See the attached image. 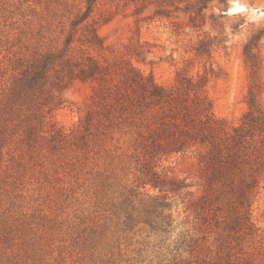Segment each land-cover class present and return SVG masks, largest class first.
Wrapping results in <instances>:
<instances>
[{
    "label": "rangeland",
    "instance_id": "rangeland-1",
    "mask_svg": "<svg viewBox=\"0 0 264 264\" xmlns=\"http://www.w3.org/2000/svg\"><path fill=\"white\" fill-rule=\"evenodd\" d=\"M56 3L0 0V264H187L197 251L207 252L201 237H212L195 222L190 205L202 194L194 157L172 155L159 161V170L164 167L189 184L179 195L168 194L163 212L171 224L162 231L146 220L144 211L147 196L160 195L157 190L139 186L132 202L126 200L140 174L128 156L129 136L114 131L81 145L79 118L91 83L75 82L63 89L66 101L46 114L43 125L34 122L33 136L27 137L33 117L26 102L11 105L12 81L18 57L56 36L52 15L63 12ZM130 10L120 8L98 25L105 47L93 53L101 60H129L166 85L173 83L178 69L192 75L206 70L205 90L214 114L237 123L247 110L243 45L264 29V0H212L200 28L185 26L182 13L177 14L178 29L167 18L135 23ZM200 38L212 43L210 58L195 59L192 48ZM258 45L264 81V34ZM135 48L141 53H129ZM262 88L264 110V84ZM251 212L262 238L245 245L250 251L258 247L254 255L264 258V187L255 195ZM197 237L199 244L190 253L183 241Z\"/></svg>",
    "mask_w": 264,
    "mask_h": 264
},
{
    "label": "trees",
    "instance_id": "trees-1",
    "mask_svg": "<svg viewBox=\"0 0 264 264\" xmlns=\"http://www.w3.org/2000/svg\"><path fill=\"white\" fill-rule=\"evenodd\" d=\"M56 1L63 7L62 13L54 11L52 15V20H57L56 36L31 54L18 57L12 81L11 105L26 102L33 117L27 137L33 136L34 122L43 125L46 114L66 101L61 96L63 89L75 82L91 83L79 118L81 145L103 140L114 131L129 136L128 156L140 174L126 200L132 202L134 192L140 193L135 191L139 186L157 190L160 195H148L144 207L146 220L156 228L166 231L170 227L171 220L163 212L168 194L179 195L189 186L164 167L159 170V161L172 155L195 158L202 194L190 205L195 222L205 226L212 237H201L207 252L197 251L187 264H264V258L253 253L260 251L258 247L250 251L245 245L262 238L251 204L264 187V110L260 100L264 81L258 45L264 29L253 33L243 45L249 78L247 110L234 123L214 114L205 90L209 80L206 70L192 75L187 69H178L173 83L166 85L129 60H101L93 53L105 47L98 25L111 20L120 8H131L128 14L135 23L167 18L178 29L181 22L176 18L182 13L187 16L185 26L200 28L212 0H49ZM211 46L200 38L192 48L195 59L210 58ZM131 52L141 53L137 48ZM198 240L190 238L183 243H188L193 253Z\"/></svg>",
    "mask_w": 264,
    "mask_h": 264
},
{
    "label": "bare ground",
    "instance_id": "bare-ground-1",
    "mask_svg": "<svg viewBox=\"0 0 264 264\" xmlns=\"http://www.w3.org/2000/svg\"><path fill=\"white\" fill-rule=\"evenodd\" d=\"M238 7H239V5L236 4V7L235 8H238Z\"/></svg>",
    "mask_w": 264,
    "mask_h": 264
}]
</instances>
